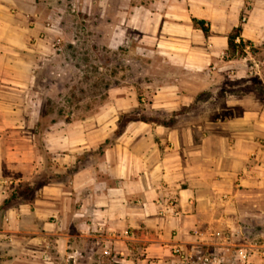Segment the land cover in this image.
<instances>
[{
	"label": "crops",
	"instance_id": "0c3cea01",
	"mask_svg": "<svg viewBox=\"0 0 264 264\" xmlns=\"http://www.w3.org/2000/svg\"><path fill=\"white\" fill-rule=\"evenodd\" d=\"M61 10L111 21L108 38L94 34L110 47L138 31L181 74L140 96L114 85L95 108L47 110L42 84L57 99L69 63L46 24ZM235 29V47L251 41L264 59V0H0V178L15 181L0 188V264H41L45 250L99 264L105 246L130 264H175L171 247L196 229L220 233L206 250L221 264H264L233 260L251 229L264 234V65L249 76L223 59ZM171 198L180 216L160 213Z\"/></svg>",
	"mask_w": 264,
	"mask_h": 264
},
{
	"label": "rangeland",
	"instance_id": "374dc122",
	"mask_svg": "<svg viewBox=\"0 0 264 264\" xmlns=\"http://www.w3.org/2000/svg\"><path fill=\"white\" fill-rule=\"evenodd\" d=\"M58 14L62 32L61 44L64 46L63 50L66 48L60 59L69 63L59 75L60 92L57 99L51 97L49 84L43 80L42 95L47 110L56 108L58 112L64 113L82 105L95 108L106 99L108 88L114 85L131 84L140 96L157 89L169 75L181 74L176 60L168 54L147 50L141 42L140 33L134 29L125 31L124 39L118 47H110L98 41L94 34L105 31L108 38L109 31L113 30L111 21L102 25L97 19L66 20L64 10ZM63 50L59 52L62 53ZM235 51L236 49L231 50L230 53ZM50 76V68L47 66L42 70L41 77L44 79ZM260 230L251 229L248 243L264 241V234L261 235L263 231ZM238 247L234 246L233 250L235 263L241 262L236 256ZM100 264L116 263L104 258Z\"/></svg>",
	"mask_w": 264,
	"mask_h": 264
},
{
	"label": "built area",
	"instance_id": "2783aa9c",
	"mask_svg": "<svg viewBox=\"0 0 264 264\" xmlns=\"http://www.w3.org/2000/svg\"><path fill=\"white\" fill-rule=\"evenodd\" d=\"M245 19V17L242 18L243 21ZM46 24L48 27H55L57 31L61 32L59 19L54 20L49 17ZM61 41L62 38L61 35H59L57 40L58 50H60ZM236 44V51L233 54L230 52L223 54V59L227 62H230L233 59H241L249 76H254L260 73L262 66L264 65V59H260L255 56L256 45L251 41L242 40L240 37L236 38ZM226 69H228L230 73H235L237 70L236 67H227ZM14 183L15 181L13 180L0 178L1 189H5L6 186ZM159 203L162 206V209L160 210L162 215L176 217L180 216L183 212L179 208L178 200L175 198H171L165 203L159 200ZM193 234L196 237V241L190 246L174 244L171 247L170 253L175 264H221L222 261L219 260L214 252L206 250L207 248L214 246V243L210 240V238L212 239V237H217L220 233L216 231L196 229L193 231ZM128 255L129 254H126L123 251H114L110 246H105L103 249V256L113 260L114 263L117 264H130L127 261ZM236 256L242 263H248L251 262V260L264 261V241L240 245L237 248ZM41 258L43 264H58L47 250L42 252Z\"/></svg>",
	"mask_w": 264,
	"mask_h": 264
},
{
	"label": "trees",
	"instance_id": "16d2710c",
	"mask_svg": "<svg viewBox=\"0 0 264 264\" xmlns=\"http://www.w3.org/2000/svg\"><path fill=\"white\" fill-rule=\"evenodd\" d=\"M195 22L197 23V24H199L200 26H201V28L205 31V32H207V31H209V28L205 25V21H203V20H195ZM238 30L239 29H235V33L233 32L231 35H230V49L231 50H235L236 49V47H235V42H234V37H235V35H236V33L238 32ZM237 31V32H236Z\"/></svg>",
	"mask_w": 264,
	"mask_h": 264
}]
</instances>
